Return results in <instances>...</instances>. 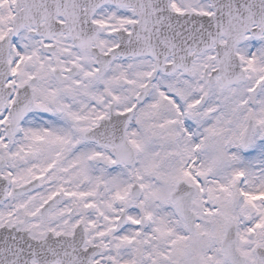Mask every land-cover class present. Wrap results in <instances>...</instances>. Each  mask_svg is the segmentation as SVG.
Returning a JSON list of instances; mask_svg holds the SVG:
<instances>
[{"label": "snow or ice", "instance_id": "6c2138e0", "mask_svg": "<svg viewBox=\"0 0 264 264\" xmlns=\"http://www.w3.org/2000/svg\"><path fill=\"white\" fill-rule=\"evenodd\" d=\"M0 264H264V0H0Z\"/></svg>", "mask_w": 264, "mask_h": 264}]
</instances>
